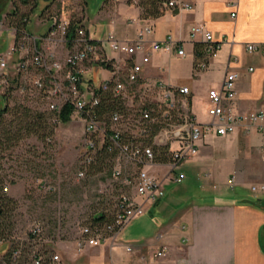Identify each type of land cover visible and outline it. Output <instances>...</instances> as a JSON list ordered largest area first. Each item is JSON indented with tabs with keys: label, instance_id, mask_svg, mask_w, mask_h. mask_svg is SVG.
I'll use <instances>...</instances> for the list:
<instances>
[{
	"label": "crops",
	"instance_id": "crops-1",
	"mask_svg": "<svg viewBox=\"0 0 264 264\" xmlns=\"http://www.w3.org/2000/svg\"><path fill=\"white\" fill-rule=\"evenodd\" d=\"M125 1H104L95 22L89 23L96 24V28L105 26L106 32L94 39L88 28L92 40L103 42L114 32L120 40L133 42L146 26L152 27L146 36L148 47L169 35L176 40L171 52L151 53L139 88L163 82L174 90L182 115H193L205 124L210 122L209 91L221 88L230 71L237 73L238 78L236 97L228 107L242 113L264 110V54L246 49L248 44L264 43V0H238L236 7L230 6L228 0H178L190 4L192 9L174 13L167 8L161 16L150 19L141 18L140 8ZM10 5L11 0L6 11L0 12V20H6L12 12ZM35 11L27 27L32 34L45 27L50 17L39 26L41 19ZM232 12L237 13L235 17ZM199 24L223 44L217 57L210 60L209 68L198 72L196 65L204 58L196 59L194 44L203 43V39L193 41L190 31ZM4 44L2 48L6 47ZM40 45L45 47L44 43ZM107 45L99 47L105 61L91 58L82 65L83 80L89 86H100L115 76L125 78L135 60L123 53L108 52ZM180 48L185 50V57L178 55ZM45 51L60 59L68 53L65 48L52 46ZM60 77L63 79V73ZM181 87H188L189 93L181 94ZM132 93L125 92V99ZM199 146L198 156L180 168L186 174L182 189H172L180 184L168 175V163L157 162L153 174L163 182L165 196L134 219L114 245L86 246L79 252L76 244L64 243L59 252L63 264H264V199L251 190L254 185L264 184V132L241 127L230 136L209 134ZM4 246L10 248L9 243H0V249ZM162 246H168L167 256L155 257ZM7 250H2L0 257Z\"/></svg>",
	"mask_w": 264,
	"mask_h": 264
},
{
	"label": "built area",
	"instance_id": "built-area-1",
	"mask_svg": "<svg viewBox=\"0 0 264 264\" xmlns=\"http://www.w3.org/2000/svg\"><path fill=\"white\" fill-rule=\"evenodd\" d=\"M228 4L236 7L238 0H228ZM167 8H177L178 11L190 10L192 6L178 0H170ZM232 12V17L236 16ZM73 21L70 16L63 14L51 15L46 22L47 34L40 39L29 31L19 32L16 27H10L7 21L0 20V40L5 34L6 47L0 51V85L3 89H11L20 94H27L30 90L43 91L47 83L51 87L47 90L51 110L58 114L66 104L73 106V114L78 115L86 126V147L83 167L86 168L94 162L93 153L98 150L99 142L97 133H103L104 144L108 140L110 151L117 150V160L124 161L131 166L122 170L123 183L131 191L122 193L116 203L111 221L103 224H90L82 229L81 236L77 240V249L83 251L86 246L97 247L110 243L114 245L119 234L136 218L143 216L150 206L156 204L165 196L163 182L148 170L158 166L155 146L165 148L169 159L167 167L168 175L173 177L176 184H182L186 180V174L181 172V167L198 156L200 142L209 134L217 136H230L239 128H256L264 132V110L254 112H235L228 104L236 97V81L238 74L227 71L221 88H212L208 94L209 123H199L193 115H184V121L174 124L177 109L176 96L173 89L163 82L155 84L147 83L139 88L145 93L158 92L161 95L162 104L165 107L160 114V119L153 118L152 110L148 107L140 110L139 115L114 112L110 116V123H106L100 116L98 108L102 103V95L109 94L124 102L125 92L134 91L137 88L143 73V68L150 62L151 53L154 51L171 52L176 40L169 35L162 42H153L146 45V36L152 32L151 26L142 28L135 41L120 40L114 32L107 35L103 42L94 41L87 31L78 27L76 36L71 40L69 29ZM190 36L193 41L203 39L204 59L196 65L197 71H205L209 68L210 60L217 57L223 42L215 40L214 35L205 26L199 24L191 28ZM40 43H44L40 45ZM71 40V46L69 45ZM108 43L114 52L123 53L134 62L129 67L126 77H114L104 80L100 86H89L83 80L82 65L91 58L97 61H105L107 58L100 53V46ZM50 46L65 48L68 53L64 59L57 58L54 53L47 54ZM45 48V49H44ZM249 53L264 54V43H252L246 46ZM141 59L138 60V56ZM180 57H185L183 48L178 50ZM252 70V69H251ZM63 73V79L60 74ZM181 94H188V87L179 88ZM125 103V102H124ZM54 122H59L56 115ZM151 126L160 125V129L154 135L152 144L146 143L151 134ZM103 144V146H104ZM81 169L80 176L85 175ZM121 173V172H120ZM254 194L264 199V184L254 185L251 188ZM140 198V199H138ZM43 233L40 223L34 225L31 230L30 253L32 264H62V256L52 254L47 256L36 248L38 238ZM21 245L13 254L17 261L25 250ZM168 246H162L155 253L157 258L166 257ZM145 259V258H143ZM7 264V263H4Z\"/></svg>",
	"mask_w": 264,
	"mask_h": 264
},
{
	"label": "rangeland",
	"instance_id": "rangeland-1",
	"mask_svg": "<svg viewBox=\"0 0 264 264\" xmlns=\"http://www.w3.org/2000/svg\"><path fill=\"white\" fill-rule=\"evenodd\" d=\"M9 1L0 0V12H4ZM25 1L28 3L24 4V0H11L10 10L14 8L13 2L21 13L29 16L36 9L35 13L41 19L39 26L44 25V19L47 16L63 14L70 16L72 21L79 23V27L85 31L89 28L90 35L94 39H98L106 32L105 26L96 28V24L92 23L95 22L94 17L105 0ZM126 1L140 8V4L147 0ZM167 4L163 6L164 9H167ZM107 5L108 3H105L104 7ZM89 21L92 22L89 23ZM47 31L48 26H45L33 33L40 39L47 34ZM6 40L7 36L4 34L0 40V49ZM106 49L108 52L111 50L109 45ZM46 85L45 90L32 89L26 95L16 92L11 87L3 89L2 92L9 96L12 107L26 106L36 112H46L51 121L55 116L47 97V90L51 84ZM123 100L126 113L134 116L139 115L141 109L148 107L152 110L153 118L160 119V114L163 109L165 110V107L161 105L162 99L158 92L145 93L139 90L138 86L129 98ZM0 104L2 105L1 98ZM178 105L174 124L184 121V115ZM202 107L204 108L203 105ZM205 118L209 119L206 116ZM12 120V114L9 113L5 116L4 124H9ZM86 137L85 123L78 115H74L69 123L64 124L59 121L55 124L51 142L45 143L31 136L5 153L4 174L9 184L7 194L17 203L16 208L10 213L14 242L28 243L31 240L30 232L33 225L41 221L44 226L43 233L39 243L35 244L36 248L46 252L47 256L58 254L64 243L77 246L82 229L92 224L93 218L98 213L105 214L104 220L112 219L117 200L122 193L129 191L133 193V189L124 185L122 174V170L130 169L131 166L124 161H118L117 158L104 161L101 159L100 151L104 144L103 133L96 134L99 146L98 150L93 153L94 162L86 168L85 175L80 176L86 150ZM163 158H166L164 154L158 156V159ZM154 170L148 171L156 173ZM184 185H174L172 189H182ZM186 202L187 199L182 202V205ZM134 227L136 228V225ZM2 250H7V247L1 248L0 253Z\"/></svg>",
	"mask_w": 264,
	"mask_h": 264
},
{
	"label": "trees",
	"instance_id": "trees-1",
	"mask_svg": "<svg viewBox=\"0 0 264 264\" xmlns=\"http://www.w3.org/2000/svg\"><path fill=\"white\" fill-rule=\"evenodd\" d=\"M170 0H147L140 4L141 8V18L143 19H150V18H157L161 16L165 9L167 3ZM24 4L28 2L24 0ZM14 8L11 13L7 15V24L10 27H16L19 32L27 31V27L30 23V16L25 13H21V10L16 6L15 2H13ZM172 11L174 13L178 12L177 8H173ZM79 23H72L69 29V38L73 40L76 36V29H78ZM89 35V33H88ZM69 40V42L71 41ZM71 46V42L69 43ZM6 46V44H4ZM194 51L196 55V59H203L204 54V44L202 43H195L194 44ZM102 65H105L103 63ZM106 66V65H105ZM0 98L2 99V105L0 104V243H10V248L7 252L0 257V264H32V257L30 253V245L31 240L35 238L32 236L30 232V239L28 243H19L14 242L12 240V225L10 224V213L11 211L16 208V201L7 194L9 191V184L6 182V175L4 174V160H5V153L12 148L18 146L23 140L28 139L31 136H35L38 140L42 142H51L53 135H54V128L57 122H54V119L57 115L59 121L66 124L72 121V114H73V106L70 104H66L60 113L54 114L55 115L52 120L50 121V117L46 112H36L26 106H15L12 107L10 105L9 96L2 92V86L0 85ZM102 103L100 104L98 111L100 116L104 118L106 123H110V116L114 112H121L123 114L126 113L125 103L118 99L113 98L111 95L106 94L102 95ZM9 113L12 114L13 120L9 124H4L5 116ZM151 134L149 138L146 140V143L152 144L153 137L156 135L160 126L154 125L151 126ZM109 141L107 140L102 146L100 151L101 159L109 160L117 158L118 151L113 150L110 151L108 149ZM155 150L157 153V162H168L169 159L166 155L165 148H159L155 146ZM160 154H164L166 158L158 159ZM90 166V165H89ZM87 168V167H86ZM86 168H82L86 171ZM13 183V182H12ZM104 213H98L97 216L93 218L94 224H103L104 222L111 221L104 220L105 219ZM40 223L43 226L41 221H37L35 224ZM34 224V225H35ZM33 225V227H34ZM32 227V228H33ZM32 230V229H31ZM42 235V234H41ZM41 235L36 238L37 241L40 240ZM28 244V245H27ZM21 245H25V250L22 256L17 260L14 261L13 254L18 247Z\"/></svg>",
	"mask_w": 264,
	"mask_h": 264
},
{
	"label": "bare ground",
	"instance_id": "bare-ground-1",
	"mask_svg": "<svg viewBox=\"0 0 264 264\" xmlns=\"http://www.w3.org/2000/svg\"><path fill=\"white\" fill-rule=\"evenodd\" d=\"M77 30V29H76Z\"/></svg>",
	"mask_w": 264,
	"mask_h": 264
}]
</instances>
